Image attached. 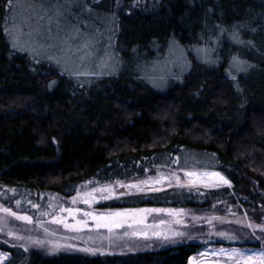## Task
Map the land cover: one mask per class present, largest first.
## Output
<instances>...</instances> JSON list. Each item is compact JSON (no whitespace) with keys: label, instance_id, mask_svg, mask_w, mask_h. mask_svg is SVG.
Listing matches in <instances>:
<instances>
[{"label":"trees","instance_id":"16d2710c","mask_svg":"<svg viewBox=\"0 0 264 264\" xmlns=\"http://www.w3.org/2000/svg\"><path fill=\"white\" fill-rule=\"evenodd\" d=\"M60 1L73 30L109 26L118 68L87 83L14 49L6 31L12 12L0 0V187L70 198L97 176L126 180L180 157L177 168L220 172L231 187L200 189L204 195L170 189L102 208L206 209L235 201L264 212V0ZM242 34L250 54L240 71L234 40ZM173 41L216 54L210 61L189 54L181 78L158 86L141 69ZM206 246L191 240L127 254L36 255L30 264H189ZM0 250L11 254L4 264L27 258L21 248L0 243Z\"/></svg>","mask_w":264,"mask_h":264},{"label":"rangeland","instance_id":"374dc122","mask_svg":"<svg viewBox=\"0 0 264 264\" xmlns=\"http://www.w3.org/2000/svg\"><path fill=\"white\" fill-rule=\"evenodd\" d=\"M68 13V11L64 13L60 0H21V2L19 1L13 6L11 25L7 29L8 37L12 43L14 38L19 36V45L16 50L22 48L24 50L19 51L30 53L37 58L50 60L55 64H58L60 71L63 70L64 72L75 76L78 80L90 83V81L95 77H103L104 75L113 73L118 67L116 64H111L115 60V54H113L110 48L111 40L109 37V26L106 24L104 26L106 29L101 31L100 29L94 28V22H90L91 24L89 25L91 26L86 30L75 31L72 29L73 26H70L71 21L67 18ZM91 16L95 19H99L100 17L99 13L95 12H91ZM14 25L15 28H13ZM95 29H97V31H95ZM256 38L257 35L255 36L252 32L250 40L253 41ZM234 41L237 49L239 50L238 56L234 59L235 62L233 63L237 65L238 70L241 71L247 66V63L242 58L246 57L245 55L250 53L247 50L248 46L244 43L243 34ZM261 42L264 43V39H261ZM216 45L217 43L215 46ZM163 52V55H160L159 58L141 69V75L143 74L147 77L146 79L148 81L158 86H165L166 84H169L170 79L177 82V80L181 78V76L189 69V64L183 62L189 54L194 57L202 54L204 60L210 61L216 54V48L190 49L183 46L179 41H173ZM118 65H121V61H119ZM121 66H123V64ZM145 164L148 165L147 163ZM146 169L147 171L143 174H136L131 178L120 181H123L124 183H135L139 180L146 179L147 177H155L158 170L161 173L167 174L170 169L178 168L177 164H173L169 167H161L151 164ZM179 174L183 178V173L181 172ZM96 180L100 181L102 184L117 181V179L106 180L102 176H97L81 184L77 187V190L79 189L83 191L84 189H82V186L86 184L90 189L92 185L88 184V182ZM225 186L227 185H222L218 188ZM170 189L176 190L178 188L172 187L167 190ZM200 189L205 188L201 187ZM209 189L211 188H208L207 190ZM124 191L127 190L123 188L116 189L117 193ZM75 195L76 192L74 196ZM141 195L143 194L137 193L129 196H123L120 199L101 201L100 203H94L92 208H88V206L83 203L71 205L70 201L73 196L70 198H63L55 193L47 192L36 194L28 192L24 188L0 187V204L11 208L13 211L31 215L33 217V223L28 225L11 217H7L4 213L0 212V217L4 220V223L0 224V229H2V231H0V243L6 244L11 248H21L23 250L24 246H28L29 250H24L27 254V258L22 264H30L33 256L36 255L53 256L60 253L81 254L87 256L127 254L150 248H159L162 245L173 244L175 242L191 240L207 244L204 250L190 259V261H199L200 264H214L216 261H218L219 264H236V259L229 260L226 255H212L213 252H217L221 248L228 251L236 249L244 252L245 255H255L257 257H259L260 253H264V240L256 239V236H264V233L257 230L255 235H252L253 230L246 226L250 222L257 225H264V212L261 210V213L257 214L247 206L238 204L235 201L215 204L213 207L206 209H184L186 215L181 217V219L183 220V224L187 225L186 227L175 224L173 222L174 218L169 217L166 214H150L145 223L148 225H156V227L144 228V225L137 226L138 229H143L148 233V239H145L142 236H125L123 234L125 231L131 233L133 229H119L116 231L115 236H119L120 238H114L111 244H109L108 240L101 239L102 237L108 235L104 229H101L99 232L100 238H98V234L95 231L88 232L85 230L81 233H73L65 230L62 225L50 223L52 219L51 216H40V210H47L49 212L55 211L56 215L67 217L68 214L59 213L58 208H49L50 198L52 197L56 198V200L51 201L53 205H56V203L59 202L65 207H75L83 211L104 213L117 211V209L111 210L102 208V205L106 203L122 200L126 197ZM97 196H99V193H97ZM17 200L21 201V206L19 208H17L16 205ZM28 201H32V203L40 205V210L31 207V205L27 203ZM212 217H220L223 220L231 221V223H220L218 220H213L212 224H209L208 219H211ZM78 219L88 218L78 216ZM161 220L165 221V223L160 224ZM41 221H43V223H41ZM68 223H73V221L68 219ZM89 226H93L91 221H89ZM45 228L48 229V232L51 233V235L45 233ZM9 230L15 234L24 236L25 239H11V237L6 234ZM177 231L183 232L185 235L182 237L174 236L173 233ZM221 231L230 235H235L237 238L235 240H227L221 239L215 234H208L209 232L218 233ZM156 232L167 234L170 239L164 240L162 238H157L154 235ZM89 236L95 240V243H92L91 241H89L88 244L81 243V239H87ZM189 236L194 238L189 239ZM29 237L31 240H43L46 243L43 247L32 246L31 241L28 239ZM73 237H80L81 239H75ZM56 243L72 244L76 248L93 247L98 249V251L95 255L77 251L75 248H61L56 251H50L51 246ZM225 243L230 244L227 245ZM11 245L16 246L13 247ZM205 251H207L209 255L207 257H201L199 254ZM10 257L11 254L9 252L0 250V264L6 263Z\"/></svg>","mask_w":264,"mask_h":264},{"label":"snow or ice","instance_id":"6c2138e0","mask_svg":"<svg viewBox=\"0 0 264 264\" xmlns=\"http://www.w3.org/2000/svg\"><path fill=\"white\" fill-rule=\"evenodd\" d=\"M12 4L13 0H3V6L6 9L7 13L12 12ZM15 28V25L13 26ZM7 31V29H6ZM19 45V36H16L12 42V46L14 49H17ZM18 50H24L19 48ZM235 79V77H233ZM180 157H177L173 163L179 164ZM164 167V165H161ZM147 171V169H145ZM183 173V178L179 173ZM88 184H91L92 187L89 189L88 185H83L82 190H77L76 195L72 197L70 203L71 205H76L77 203H83L88 206V208H92L94 203H100L101 201L111 200V199H120L123 196H129L133 194H143L148 195L149 193H158L167 191L168 188H178V189H188L189 191L195 190L199 195H204L203 192H200V188L203 187L205 189L208 188H218L222 185H227L231 187L230 181L223 176L220 172L217 171H208V170H198L193 167L191 169L187 168H178V169H170L167 174L161 173L159 170L157 171V175L155 177H147L146 179L139 180L135 183H124L123 181L117 180L113 183H105L102 184L100 181H89ZM117 188H123L127 191L117 193ZM134 190V191H133ZM5 191H15V190H5ZM99 193V196H97ZM56 200L55 197L50 198L49 208H58L59 213H67V217L62 215H56L54 212H49L47 210H40V205L32 203V201H28L27 203L31 205V207L40 210V216L48 217L51 216L52 219L50 223L62 225L65 230L73 232V233H81L87 230L88 232H97L98 238L99 232L101 229L106 230L108 233L107 236L102 237L101 239L108 240L109 244L113 242V239H119V236H115V233L119 229H133L131 233L125 231L123 234L133 235V236H142L145 239H148V233L143 229H138V225H144V228L156 227V225H148L145 223L148 216L150 214H166L169 217H173V222L175 224L186 227L187 225L183 224V220L181 217L185 216L184 209H171V208H129L117 211H109V212H94V211H83L79 208L75 207H65L63 204L57 202L56 205H53L51 201ZM17 208L21 206V201H16ZM0 212L4 213L5 216L11 217L17 221H21L25 224L31 225L33 223V217L27 214H21L19 212L13 211L9 207H5L0 204ZM234 215V213H233ZM79 217H86L88 219H78ZM68 219H71L73 223H68ZM213 220H218L220 223H231V221H226L221 219L220 217H212L208 219V223L212 224ZM89 221H91L92 227L89 226ZM4 220L0 217V224H3ZM43 223V221H41ZM165 221L161 220L160 224H164ZM248 228L253 230L252 235H255V232L258 230L261 233H264V225H257L254 223H248L246 225ZM2 231V229H0ZM46 234L51 235L48 232V229H44ZM13 240H24L25 237L22 235H18L9 230L6 233ZM209 235H218L221 239L227 240H235L237 237L235 235H230L226 232H218L212 233L209 232ZM154 235L157 238H162L164 240H169L170 237L167 234L156 232ZM174 236H184L183 232H174ZM75 239H81L80 237H73ZM189 239H193L194 237L189 236ZM31 245L35 247H43L45 245V241L43 240H31ZM258 240H264V236H256ZM89 241L95 243V240L89 236L87 239H81V243L88 244ZM15 247L16 245H11ZM73 249L77 251L87 252L92 255H95L98 249L93 247H79L76 248L72 244H60L56 243L51 246L50 251H56L59 249ZM24 250L28 251V246H24ZM103 254V253H101ZM201 257H207L209 253L207 251L199 254ZM214 256H227L229 260L236 259V264H264V253H260L259 257L255 255H245L244 252L232 249L228 251L226 249H219L217 252H213ZM190 264H200L199 261H190ZM214 264H219L218 261L214 262Z\"/></svg>","mask_w":264,"mask_h":264}]
</instances>
